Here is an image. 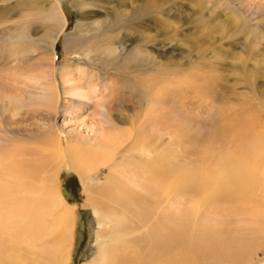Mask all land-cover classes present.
Instances as JSON below:
<instances>
[{
	"label": "rangeland",
	"instance_id": "1",
	"mask_svg": "<svg viewBox=\"0 0 264 264\" xmlns=\"http://www.w3.org/2000/svg\"><path fill=\"white\" fill-rule=\"evenodd\" d=\"M155 1L147 0L145 5L148 7L150 2ZM55 2L56 4L53 5V0H0V186H10L15 190V194L21 190L28 194L29 199L40 200L43 197L48 202H53L57 198L55 191L58 192L67 204L75 206L73 232L68 235L71 236L70 238L60 234V231L54 232L46 239L48 245L45 239L40 244L36 242L33 245L32 242L30 245H25L22 244V240L27 235L20 236L19 238L23 239L14 242L11 233L8 232L10 227H5L4 229L8 231L3 229L0 232V264H51L55 254L41 255L39 250L41 247L47 249L49 247L52 253L54 242H59L60 239L64 240V242L60 241L65 254L60 257L56 254L55 264H95L99 247L95 235L98 221L105 225L104 231H109L106 217L113 224L121 221L125 228L130 222L136 229L139 227L140 231L133 236L140 234V242H145L150 237L148 223L141 224L134 219L131 220V215L140 210L139 206L129 205L125 210L114 202L103 201L99 202L101 205L98 206L101 213H98V217L94 216L93 209L96 207L81 193L80 179L75 172L70 171L67 155L63 157L57 155V146H61L64 150L75 149L78 155H85L86 151L90 150L85 145L90 144L92 138L101 133L117 134L123 146L128 145L131 142L129 134L138 121L137 115L141 104L134 96V87H122V82L128 79V82L134 83L139 76L129 74L128 71H124L125 69L120 74L110 69L120 60L119 57L110 63L96 60L97 65L93 66L84 60L89 49L88 44H82L77 48L76 55L79 58L71 54L74 51L71 47L81 40L70 35L74 32L80 14L79 9L75 7L76 4L83 5L82 8L80 7L84 12L83 21L90 26L101 20L105 22L104 16L110 12L113 4H106L102 0L98 2L55 0ZM160 2L162 10L159 15L146 14L147 8L143 9L144 16L141 22L144 23V27L142 28L136 27L140 22L120 28L118 24L131 14L124 4L118 5L117 8L113 6L114 15L103 30L99 33L93 32L92 35L87 36V39L96 42L107 35L108 39L115 40L117 37L121 39L123 35L131 34L132 42L136 41L138 36L141 37L140 44L145 52L159 51L160 55L153 54L155 58L157 57L156 61L162 64L160 76L163 79L172 76L177 85L174 87L173 96L169 90L164 92L170 101L162 99V112L158 114L164 118L163 121L166 118L174 119L182 128V124L190 122V114L193 111L200 113L198 128L202 129L200 131L202 142L195 144L198 147L193 146L195 150L193 149L191 155L190 141L183 143L165 141L168 144L160 142L156 154L159 155L165 150H174L178 164L183 167H190V161L197 160L200 163L203 158L207 160V156H210L208 161L215 164L220 159L217 154L212 158L213 153L210 148H213L211 147L213 143L210 136L220 116L226 115L228 118L229 115L232 117L231 114L239 115L241 118L239 125L250 124L255 132H264V0H161ZM55 7L62 13L65 27L58 35L52 54L46 44L49 36L59 26L56 16L61 15L59 12L54 15ZM154 35L157 36V44L149 42V38ZM101 45L105 46V43L99 44V47ZM118 49L119 54H122L124 48L121 46ZM130 61L129 67L138 66L137 64L135 66L133 59ZM174 63L176 67L173 66ZM63 67L74 72L73 77L76 81L73 84L83 87L82 92L93 91L91 87L94 86L93 93L88 95L89 100L72 96L66 98L60 77ZM44 69L47 74L42 78L38 74ZM149 69H152L150 64ZM175 70L178 74L174 72ZM51 81L55 86L56 101L52 100V97H46L45 89L50 87ZM203 86V91H199L198 88ZM210 107L211 113L207 111ZM223 111L225 114H222ZM163 128L167 130V126ZM121 148V146L114 147V150L118 152ZM21 151H25L26 155H19ZM209 151L210 155H206L205 153ZM140 159L141 157L128 159L124 155H118L113 164L124 167L123 169H126L124 177L128 178L135 172L132 171L130 163H137ZM19 160L29 161L38 166L41 176L17 179L12 173ZM110 164L111 161L108 164L87 167L85 170L87 185L105 182V175L110 171L107 166ZM135 169L138 171V167ZM135 173L139 175V171ZM262 179L264 181V168ZM132 192L128 187L123 197L130 198ZM188 197L177 199L178 212L182 213L183 208L190 207L192 214L198 216L202 210L207 209L204 205L200 210H193L197 203L187 204L190 201ZM192 201L196 202L195 199ZM194 204L195 207H192ZM217 208L224 209L221 205ZM256 211L248 209L245 215H237V213L231 215L228 211H226L228 215L218 212L216 213L219 214L218 218L216 214L210 213V217L213 216L215 222H207L211 226L217 225L218 222L224 225L227 223L232 233L228 234L226 227H223L218 230V235L222 234L218 239H225V246H231L235 252H238L239 248L241 256L244 254L243 256L248 257L241 258L243 262L241 264H244V261L245 264L247 261L248 264H255L264 255V221L256 216ZM192 222L191 218L190 233H196V240H203L202 243L197 242L205 248L206 239L202 236L203 231ZM230 223L237 230L232 229ZM208 227L207 229L210 230ZM144 228L145 230L141 231ZM215 229L213 227V234ZM227 235L236 237L232 239ZM208 237L213 239V236L208 235ZM178 241H180L178 238L173 239L172 245L176 247ZM208 243L212 245L211 242ZM139 248L141 251L145 249L141 244ZM35 249L39 253H36ZM236 255L240 256V254Z\"/></svg>",
	"mask_w": 264,
	"mask_h": 264
},
{
	"label": "bare ground",
	"instance_id": "2",
	"mask_svg": "<svg viewBox=\"0 0 264 264\" xmlns=\"http://www.w3.org/2000/svg\"><path fill=\"white\" fill-rule=\"evenodd\" d=\"M95 1L98 2L99 0ZM103 1L106 4H113L115 8H117L118 5L124 4L126 10L130 11L131 15L123 19L121 24H118L120 28L130 27L139 22L140 23L136 27H144V23L141 22L142 16H144V8H147L145 10L146 14L159 15L162 10L161 0L150 2L148 7L145 5L147 0H102V2ZM125 1H128V3H124ZM55 4L56 2L53 0V5ZM113 6L110 8V12H107L104 16L105 22L101 20L96 22L95 25L90 26L89 23L86 24L83 21L84 12H82L81 9L83 5L76 4L75 7L79 9L80 14L77 17L78 21L74 27V32L70 35L76 36V38L81 40L77 42L74 47H71L74 49L71 54L79 58V56L76 55L77 48L82 44H88L89 49L84 56L86 62L95 66L97 65L96 60L110 63L119 57L120 60L117 59L119 62L117 61L114 66H111V71H117V73L120 74V72L125 69L124 71H128L129 74L139 76L138 80L136 79L134 83L128 82V79L122 82V87H134V96L141 104L137 115L138 121L133 125L131 133L129 134L131 139L125 133V136H127L131 142L123 146L117 134L104 135L101 133L94 136L90 144L85 145L90 149L86 151L87 154L85 153V155L80 154V156L77 150L71 148L64 150L61 146H57L58 149L56 147V150L57 155L61 157L67 155L66 158H68L69 161L70 171L75 172L80 179L81 193L86 196L90 204L96 207V209H93L94 216L98 217V213H101L99 212L100 209L98 206L101 205L99 202L103 201L109 203L114 202L120 206L121 209L123 208L125 210L129 205L131 207L139 206L140 210L138 213L134 212V214L131 215V220L134 219L141 224L148 223L147 226L149 228L150 237L147 241H143L144 243L140 242V234L135 235L137 237L133 236V234H137L138 231H140L139 227L136 229L134 224L130 222L126 229L121 221L113 224L108 217L105 219L109 231H104L105 225L99 220L95 234L96 240L99 242L98 259L95 264L243 263L241 260L248 257L243 256L244 254H242V257L241 253H239V251H241L239 248V251L235 252L231 249V246L227 247L224 245L226 242L225 239H218L220 238L218 236L222 235H218V230L223 227H226L228 234L232 233L227 223L224 225L223 223L218 222L220 223L218 224L216 222L217 225L213 224L211 226L207 224V222H215L213 221L214 217H210V213L212 215L213 213H226V211H228L231 215H234V213H237V215H245L248 213V209L258 210L256 211V216H259L260 218H258L264 221V181L262 179L264 168V132H255L251 129L250 124L248 126H244V124L239 125V119H241L239 115L235 116L231 114L232 117L229 115L228 118L226 115H222L217 119L216 125L212 128L213 131L210 136V140L213 143V146H211L213 148H210V151L213 153L212 158L217 154L218 159H220L218 162H215V164L213 162L210 163L208 161L210 160L208 159L210 156H207V160L203 158L200 160V163L197 160L190 161V167H183L178 164V160L174 155V150H165L163 153H159V155L156 154L157 149L160 148V142L165 143V141H167L168 143H174L173 141H177L183 143L184 141H190L192 147L190 149L191 155V152L195 150L193 146L196 143L202 142V136H200V131H202V129L198 128L200 113L193 111L190 114V122L182 124V128L178 126L174 119L167 120L166 118V120L163 121L164 118L158 114L162 112V99L170 101L166 98L164 92L169 90V93L173 96L174 87H176L177 82L172 79V76L165 77L164 79L160 76L162 64L156 61L157 57L155 58L153 54L159 53V51L153 53L145 52L140 44V36L134 41L135 43L132 42L133 36L131 34L123 35L121 39L117 37L115 40L108 39L107 35L101 40L98 39L96 42L87 39V36L92 35L93 32L99 33L103 30L104 26H106L114 15L113 11L115 8ZM58 12L61 16L57 15ZM53 13H55V16L57 15L59 26L55 28L56 30L53 34L49 36L46 44L50 48L52 54L58 35L65 27L60 10L56 8L53 10ZM156 39L157 36L154 35L149 38V42L155 44ZM102 43H105V46L101 45V47H99V44ZM160 44L159 42V45ZM127 45H130V47H127ZM121 46L124 50L122 54H119L118 48ZM154 46L159 49L158 46ZM159 55L158 57L160 58ZM124 57H127V59H123ZM131 59L134 60L135 66L136 64L138 65L137 67L128 66V63L132 62L130 61ZM148 63L152 66V69H149ZM154 65L156 67H153ZM173 66L176 67V63H174ZM174 72L178 74V71L175 70ZM174 72L172 75H174ZM51 73L52 69L50 70V76L52 75ZM46 74L47 72L44 69L39 72L38 75L45 78ZM73 75L74 72H72V70H66L65 67L60 71L62 85H64V91L67 96L66 98L72 96L78 99L89 100L88 95L93 93L94 86L91 87L93 91L82 92L83 87L73 84L76 81ZM125 75V77H127V74ZM191 82L192 80H190V83ZM186 83L188 84L187 80ZM203 89L204 86L198 88L201 92ZM45 92L47 93L46 97H52V100L55 99L56 101L55 86L52 81L50 87L45 89ZM210 109L212 111L211 107L207 111L211 113ZM222 114H225V111H223ZM165 126H167V130L163 128ZM193 136H195L194 139L192 138ZM120 146L122 147L121 150H117L118 152H116L114 147L120 148ZM195 146L198 147V145ZM210 151L205 154L210 155ZM19 155H26V152L21 151ZM118 155H124L128 159L130 157H141L139 162L130 163L133 168L132 171H139V175L134 172V175L130 174L128 178H126V176L124 177L126 174L124 170L126 169L113 164L114 159ZM110 161L111 164L107 166L110 171L105 175V182L98 185H96L97 183L91 186L87 185V179L85 178L86 168L94 166L95 164H108ZM135 167H138V171H136ZM39 170L40 168L33 163L19 160L15 164L12 174H14L17 179L21 180L39 178L41 176V172H38ZM126 186L130 187L131 191H133L132 195L130 194V198L127 199L123 197L124 191L128 188ZM14 191L13 187L0 186V232L5 227H10L9 231L5 229L4 231L11 233V235H9L14 242L23 239L19 238L20 236L27 235V237L22 240V244L25 245H30L32 242L33 245L36 242L40 244L44 239L48 245L49 242L46 241V239L50 238L56 231H60V234L65 235V237L71 235L73 232L75 206L67 204L58 192L55 191L57 198L53 202H48L45 201L43 197L40 200L29 199L30 197L26 192L20 190L18 194H15ZM137 191L139 193H137ZM183 196L190 197V201H188L187 204H190V202L197 203L196 208H192L193 210H200L201 206L204 205L207 209L205 211L202 210L198 216L194 215V213L192 214L190 207L183 208L184 210L182 213L180 211L178 212L177 199H181ZM193 199H195L196 202L192 201ZM219 205L223 206L224 209H218L217 207ZM240 206H242V208H240ZM192 207H195V204ZM216 215L218 218L219 214ZM221 216H224V214H221ZM138 218L142 219L139 221ZM191 218L193 220V225L201 227L203 231L201 232L204 239H206L204 240L205 248L200 246L202 239L196 240L197 238H195V232L197 230H195V234H193V232L190 233L189 221ZM159 223L161 226L158 227ZM207 225L210 227V230L207 229ZM245 225L246 223L244 226ZM142 226L145 227L144 225ZM213 227L216 228L214 234L212 231ZM246 227L247 226H245V228ZM232 229L237 230L233 225ZM144 230L145 228L141 229V231ZM63 235L61 237H63ZM208 235L213 236V239L209 238ZM227 236H230L232 239L236 237L235 235ZM177 238L180 241L177 243L174 242L177 244L175 247L172 243L173 239ZM60 240L64 242L63 239ZM60 240L59 242H54V247L51 249L52 253L49 247L48 249L41 247V250H39L41 255L55 254L54 258L52 256L53 263L51 264H55L57 256L60 257L62 254H65V251L62 250L63 244L61 245ZM197 241L201 243L199 244ZM207 241L211 242L212 245ZM239 241L240 240H237V242ZM215 242H218V244ZM139 244L143 245L145 249L141 251ZM42 245L44 246V244ZM233 249L235 248L233 247ZM39 251L36 253H39ZM56 254L58 255L56 256ZM236 254H240V256ZM248 263L249 261L246 262V264ZM255 264H264V255L263 258Z\"/></svg>",
	"mask_w": 264,
	"mask_h": 264
}]
</instances>
